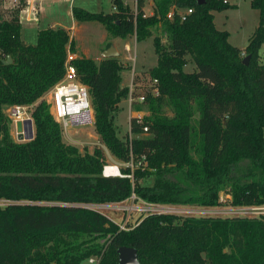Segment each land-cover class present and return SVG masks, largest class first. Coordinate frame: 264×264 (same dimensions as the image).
I'll use <instances>...</instances> for the list:
<instances>
[{
  "label": "trees",
  "instance_id": "1",
  "mask_svg": "<svg viewBox=\"0 0 264 264\" xmlns=\"http://www.w3.org/2000/svg\"><path fill=\"white\" fill-rule=\"evenodd\" d=\"M198 1L157 0L149 17H143L144 0H137L136 14L122 0H111L115 10L107 14L72 8L77 22L101 23L114 38L153 37L157 63L146 76L157 81L159 95L136 104L146 105L153 118L130 119L131 141L117 137L111 115L129 94L120 87L117 59L72 62L91 94L100 142L125 163L144 158V166L112 177L102 175L100 148L80 153L64 143L44 99L64 75L67 51L75 53L73 40L62 28H47L27 45L19 10L0 20V50L12 61L0 59V200L14 203L0 206V264H81L92 257L97 264H118L120 247L135 249L140 264H264V216L153 214L120 230L83 207L134 196L150 204L215 208L221 195L234 208L264 206V0H251L259 20L243 53L214 25L213 13L233 6ZM172 6L192 14L180 21L175 12L169 21ZM157 29L166 46L153 35ZM188 60L194 72L184 71ZM29 105L33 139L16 143L4 109ZM105 174L117 171L106 168Z\"/></svg>",
  "mask_w": 264,
  "mask_h": 264
},
{
  "label": "rangeland",
  "instance_id": "2",
  "mask_svg": "<svg viewBox=\"0 0 264 264\" xmlns=\"http://www.w3.org/2000/svg\"><path fill=\"white\" fill-rule=\"evenodd\" d=\"M157 0H144L145 3L151 4L155 3ZM228 5L233 6L230 9L223 10L220 12H215L214 14V22L218 29L226 31L229 33V42L235 46L241 53L244 52L245 47L248 42V38L254 33L255 28L258 25V10H255L251 6V0H224ZM123 5L129 7L133 11V2L132 0H122ZM17 9H5L2 8V2L0 0V20H10L12 16L15 15ZM104 12L107 14L111 11V7L109 4V0L102 3L100 7V12ZM153 35H158L161 38V43L166 46V38L163 33L160 32L159 29L153 30ZM32 36L31 42L35 43V31H24ZM107 31L105 27L101 23H92L88 26H83L79 29L76 35V45L78 48L79 55L88 54L90 57L95 58L97 55L101 53V48L103 47V43L106 39ZM130 41L127 43L130 46V49L122 50L123 53L119 54L115 57L119 64L122 66V71L126 73L122 74L124 78H126V83H130V81L135 79V76L138 77V82L146 87L144 91L147 97L151 96L150 89L147 91V88L152 84L150 79L146 76V70L153 69L157 63V56L154 51L153 45V37L147 38L145 40L137 42L134 40V36L128 37ZM30 42V41H29ZM109 46V45H108ZM260 52H264V43L260 48ZM79 58V57H77ZM85 58V57H84ZM104 59V57H101ZM96 63V62H95ZM99 63V62H98ZM133 71L136 73L133 74ZM144 70V71H142ZM196 70L195 65L188 60L187 64L184 67L185 72H194ZM120 72V87H127L130 89V85L122 87L123 79ZM141 71V72H140ZM133 74V77H132ZM132 77V78H131ZM131 84V83H130ZM133 86V85H132ZM53 88V87H52ZM51 88V89H52ZM46 93L44 99L49 105V92ZM136 93V92H135ZM138 94V92H137ZM91 96V94H90ZM92 101V97H91ZM27 107V113L31 116V112L33 110L34 105L24 106ZM130 108V109H129ZM10 109H4L5 116L8 119V128L9 134L14 142L21 143L26 142L24 136L22 139H19L16 130L17 125H15L14 120L11 118ZM130 110V111H129ZM50 111V110H49ZM163 111L171 116V112L167 107H163ZM113 125L116 129L117 137L122 141H131L133 139V135L129 134L127 131V123L130 118L141 116L142 119L149 118L152 119L153 116L148 111L146 105H136L131 104V107L127 101V98L121 99L120 103L117 105V109L112 112ZM94 110L92 107V122L88 125H80V126H70L65 131L61 127L62 130V140L64 143L68 145H72L76 147L80 153H84L85 151L91 153L94 148H100L103 151L105 164L106 166H116L118 169H125L127 167L131 169H136L139 166H144V158L136 161H130L129 163H125L117 158H115L106 147L100 142L98 135L96 134L94 127ZM34 130V127H33ZM147 135H140L139 137H146ZM117 171V170H116ZM228 197L221 195V206L215 208H201L197 206H172L168 207V209H164V212H168L170 214H174L180 218L185 217H262L264 216V206L262 207H247V208H234L229 206ZM142 201L129 199L124 201L121 204L115 206H100L93 205L88 206L91 210L102 213L104 216L108 217L111 221H114L116 224L120 223L123 219V222L126 221L129 227L134 226L138 220L142 217H145L147 212H131L128 220L123 218L124 214L121 210H130L131 208L144 207L141 204ZM0 206L4 207V203L0 200ZM85 207V206H83ZM126 212V211H124ZM127 214V212H126ZM125 214V215H126ZM127 216V215H126ZM125 216V217H126ZM93 260L91 264H97V259L92 257ZM88 259V260H90ZM81 264H89L88 261H83Z\"/></svg>",
  "mask_w": 264,
  "mask_h": 264
},
{
  "label": "built area",
  "instance_id": "3",
  "mask_svg": "<svg viewBox=\"0 0 264 264\" xmlns=\"http://www.w3.org/2000/svg\"><path fill=\"white\" fill-rule=\"evenodd\" d=\"M1 2L3 5L8 6L6 9H10V8L12 9L14 8L17 10L19 9V14H18L19 23L22 21L25 22L36 21L37 7L35 5V2L27 1L25 2L24 6L21 5V0H1ZM132 2L134 6L133 13L136 14L137 0H132ZM175 12L179 17V20L184 21L188 15L192 14V9L178 10L176 9L175 6H172L166 15V19L172 21ZM143 17H149V16H147V14L143 12ZM0 59L3 61L6 60V56L3 54L1 50H0ZM75 59L76 56L73 53L67 51L66 60L64 64V75L60 79V81H58L49 92L50 114L53 117L54 121L58 123L64 129V131L70 126L88 125L91 124L92 122V103H91L89 90L77 78L76 69L72 64V62ZM156 84L157 81L153 80L152 84L149 86V88H147V91H149V89L151 88L150 94L152 97H157L159 95ZM145 90L146 87H143V90H141L137 94L135 93L133 87L130 88L128 94V102L130 107L131 104H144L146 102L147 95L144 92ZM10 112H11L10 113L11 118L14 120L15 125H17V123L22 124L21 132H18L16 130L18 137L25 136L26 126H23V123H25L27 120L32 121L30 115H28L27 113V107L15 106L10 109ZM135 118L139 120L142 119L141 116H136ZM146 131L147 128H144V132ZM104 169L102 173L104 177L121 176L119 169L117 171V174L115 175H106ZM130 199L136 200L134 196H132ZM2 201L4 203V206L14 204L13 202L10 201H6V200H2ZM121 203L104 204V207L115 206ZM141 204L144 207L142 208L135 207V208H131L130 210L122 209L121 211L123 213L126 214L127 212L126 214L127 216L124 214L123 218H126V220H128L131 212H135V211L137 212L145 211L147 212L146 216L153 214H158V215L170 214L168 212H164L163 210L168 209V207L170 208L172 206H178V205L150 204L143 201L141 202ZM83 206H85V208L91 209L88 206H93V205H83ZM239 208H247V207H239ZM117 225L120 228V230H128L130 228L126 221L123 222V219L120 221L119 224L117 223ZM89 261L90 263H93L92 259H90Z\"/></svg>",
  "mask_w": 264,
  "mask_h": 264
},
{
  "label": "crops",
  "instance_id": "4",
  "mask_svg": "<svg viewBox=\"0 0 264 264\" xmlns=\"http://www.w3.org/2000/svg\"><path fill=\"white\" fill-rule=\"evenodd\" d=\"M27 1L35 2V5L37 7L36 21H32V22L22 21V22H20V26H21L20 37H21V40L27 45H34L36 43L37 33L40 30H44L47 28H51V29L62 28L68 33L70 40H73V42H74L75 53H73V54L76 56V58L77 57H79V58L85 57V58L92 59L93 61L98 63L102 60L101 57H104V52L107 50V47L113 48L119 54H122L123 51L127 50L128 48L130 49L129 44L127 43V41H130V39L128 37L125 39L114 38L107 33L106 39L103 43V47L101 48V53L99 55H97L95 58L90 57L88 54L79 55V53H78V48L76 45V35H77L79 29H81L83 26H88L89 24L96 23V22H83V23L77 22L73 18L72 8L78 7V8H82V9L87 10V11L92 12V13H104L102 11L100 12V7H101L102 3L106 2V0H21V5L24 6L25 2H27ZM109 4L111 7V11L108 13H112V12H114L115 9L113 8L111 0H109ZM7 7H8L7 5L2 4V8L6 9ZM143 12L145 14H147V16L153 15L154 4L153 3L147 4L144 2ZM214 14H215V12L213 13V16H214ZM258 20H259V18H258ZM214 25H215V22H214ZM215 27H216V25H215ZM216 29H218V28L216 27ZM218 30H220V29H218ZM24 31H26V32L35 31V43L31 42V41H33L32 36L27 34V33H24ZM220 31H223V30H220ZM249 38H248V40H249ZM134 40H136L135 36H134ZM228 42H229V37H228ZM247 44H248V42H247ZM230 45H232V44L230 43ZM233 47H235V46H233ZM259 57H260V62L262 64H264V52L261 53L259 50ZM142 71H144V70H142ZM146 71H149V70H146ZM132 72H133V74L136 73L133 70H132ZM124 73H126V72L122 71V73H121V76L123 79L122 80L123 84L121 85L122 87H125L124 84L126 86L130 85L129 88L133 87V89L136 93L143 90L144 85L141 84L140 82L138 84L133 85V81L131 80L130 81L131 84L130 83L127 84L126 78H124L122 75ZM133 74H132V77H133ZM127 101H128V97H127ZM130 119L128 120V123H127L128 128L126 131L129 134H130V128H129ZM86 261H88V263L91 264L89 260H86Z\"/></svg>",
  "mask_w": 264,
  "mask_h": 264
},
{
  "label": "water",
  "instance_id": "5",
  "mask_svg": "<svg viewBox=\"0 0 264 264\" xmlns=\"http://www.w3.org/2000/svg\"><path fill=\"white\" fill-rule=\"evenodd\" d=\"M203 0H199L198 4L201 5L203 4ZM118 55V53L113 49V48H108L104 52V58H115ZM249 57H245L242 60V63L244 65L248 64ZM12 61L10 57H7L6 60L4 61L5 65L11 64ZM23 126H26V135L24 136V139L26 141H30L33 139L34 136V130H33V123L31 120H27L25 123H23ZM22 130V124L17 123V131L21 132ZM19 139H22V136H19ZM117 255H118V264H140L137 258V252L133 248H127V247H120L117 250Z\"/></svg>",
  "mask_w": 264,
  "mask_h": 264
},
{
  "label": "bare ground",
  "instance_id": "6",
  "mask_svg": "<svg viewBox=\"0 0 264 264\" xmlns=\"http://www.w3.org/2000/svg\"><path fill=\"white\" fill-rule=\"evenodd\" d=\"M25 134H26V132H25ZM106 168H115V170L118 171V168H117L116 166H111V167H110V166H105V169H106ZM105 169H104V171H105ZM106 175H107V174H106Z\"/></svg>",
  "mask_w": 264,
  "mask_h": 264
}]
</instances>
